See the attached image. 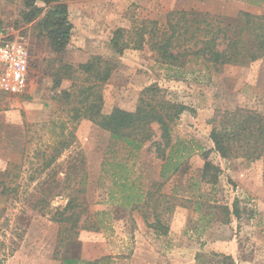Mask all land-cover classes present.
<instances>
[{"label": "rangeland", "instance_id": "374dc122", "mask_svg": "<svg viewBox=\"0 0 264 264\" xmlns=\"http://www.w3.org/2000/svg\"><path fill=\"white\" fill-rule=\"evenodd\" d=\"M62 1L71 37L67 50L55 53L40 26L49 7L25 23L24 0H0V29L21 37L31 51L27 90L0 94V264H61L69 253L92 260L102 254L101 258H110L109 264H159V256L175 248L193 245L203 251L209 243L214 248L216 240L226 244L227 251L197 252L196 264H264V155L256 160L240 155L222 158L210 138L214 129L227 125L224 112L241 110L264 118V56L242 65H214L188 55L171 64L160 60L146 43L134 49L135 39L120 52L110 43L118 28L130 32L124 40L138 29H152V22L159 32L167 31L171 12L200 14L186 16L187 24L199 30L183 48L198 49L200 44L194 42L205 40L206 32L217 26L227 36L240 33L247 43L251 29H242L239 14L264 18V1L257 5L246 0ZM93 57L115 64L101 85L104 112L114 107L133 111L141 91L150 86L182 108L172 123L171 145L185 141L192 151L177 174L166 180L159 176L163 161L151 145L159 138L157 125H152L153 140L134 154L88 120L70 121L72 103L65 102L61 92L70 91L73 81L65 76L71 72L81 84L85 76L75 70ZM59 76L62 81L55 87ZM61 140L69 147L61 150ZM208 150L207 161L219 169L215 183L202 176L205 161L200 153ZM112 159L134 166V178L154 194L148 207L129 211L110 200V175L102 164ZM71 197L77 209H84L75 233L68 230L70 224L53 220ZM154 212L168 227L165 234L148 228ZM206 220L211 221L206 225Z\"/></svg>", "mask_w": 264, "mask_h": 264}, {"label": "trees", "instance_id": "16d2710c", "mask_svg": "<svg viewBox=\"0 0 264 264\" xmlns=\"http://www.w3.org/2000/svg\"><path fill=\"white\" fill-rule=\"evenodd\" d=\"M251 4H259L264 0H246ZM37 3H42L43 7H38ZM25 10L22 11V20L25 23H31L44 10L47 11L44 19L40 23L41 28L48 39L50 49L55 53H62L67 50L72 28L68 20L67 6L62 0H24ZM200 14L195 12H171L167 17L168 29L161 31L155 29V22H152L150 30L146 28L138 29L125 39L126 34L130 32L118 28L114 31L110 43L120 52L128 47L134 40V49H141L146 43L153 50L158 58L166 63L176 64L185 59L188 55L194 58H203L206 62L214 65L225 64H245L247 61H256L264 56V18L255 17L249 13H240L238 21L242 24V29L251 31L252 38L250 42L245 43L240 33L226 35L227 31L219 26L211 27L206 32L205 40H196L193 45L200 44L198 49L188 46L183 48L187 42L195 39V30L190 24H187L186 16H195ZM183 21L184 24L181 25ZM174 22V23H173ZM192 22H197L192 18ZM205 22V19L202 20ZM209 25V24H208ZM2 30V29H0ZM228 30V29H227ZM240 31V30H239ZM190 34V35H189ZM189 35V38H187ZM223 35L220 42L216 40ZM234 35V36H233ZM183 40V44H180ZM223 44L222 48H219ZM253 46V47H251ZM255 46V47H254ZM115 64L100 57H93L86 63L78 65L75 72H80L85 78L81 84L76 83L77 78H73L72 73L66 75V79L72 80V89L64 90L61 96L65 102H71L69 109L70 121L77 123L81 119H86L98 128L107 131L113 143H121L128 147L131 153H138L141 148L154 138L152 125L159 126L158 141L151 142L155 147V153L163 164L160 168V178L166 180L175 175L180 170L185 159L191 156V145H186L185 141H178L171 145V129L174 119L182 111V108L159 96V90L156 86L144 88L138 98L137 105L133 111H127L122 108L114 107L110 111H103V98L101 94V85L105 83L114 71ZM62 77V76H61ZM60 76L55 78L54 86L59 87L62 81ZM223 118L228 120L227 125H222L221 129L211 132L210 138L214 144V149L222 158L237 157V155L249 160L259 159L264 155V118L253 115L250 112L238 110L236 112H224ZM61 150L69 147L68 142L61 140L59 142ZM199 150L201 146L196 145ZM169 152L166 154V149ZM61 151H55L60 154ZM208 151L200 153L203 158V179L207 183H215L219 169L207 161ZM55 154L44 165L48 169L54 162ZM110 175L111 188L109 197L118 207L125 210H138L148 207L154 194L144 191L139 183V177L134 178V166L129 165L127 161L112 159L102 164V169ZM73 168L75 166L73 165ZM74 198H69L67 204L61 210H56V219L54 221L70 224L69 231L78 228L79 219L83 208H76ZM78 210V211H77ZM86 211V209H85ZM226 211V210H225ZM233 214L238 217V211ZM154 222L148 224V228L155 232L161 231L165 234L167 226L161 223L159 215L153 213ZM205 217H203V220ZM211 220H206V225ZM63 240V239H59ZM230 256H227L229 258ZM110 258H100L97 260H83L80 255L75 256L72 253L65 255L61 259V264H109Z\"/></svg>", "mask_w": 264, "mask_h": 264}, {"label": "built area", "instance_id": "2783aa9c", "mask_svg": "<svg viewBox=\"0 0 264 264\" xmlns=\"http://www.w3.org/2000/svg\"><path fill=\"white\" fill-rule=\"evenodd\" d=\"M31 51L21 37L0 30V94L20 95L28 87Z\"/></svg>", "mask_w": 264, "mask_h": 264}, {"label": "crops", "instance_id": "0c3cea01", "mask_svg": "<svg viewBox=\"0 0 264 264\" xmlns=\"http://www.w3.org/2000/svg\"><path fill=\"white\" fill-rule=\"evenodd\" d=\"M209 244H208V246H209ZM216 244L217 245L214 246V248H212V246L210 245L209 248L207 246L205 249H203V251L205 252V251L213 250L215 252H222V253L227 251L226 244L223 245L218 240H216ZM201 251L202 250L198 249L197 247H194L193 245L181 246L179 248H175V250H173L169 254H167L165 256L166 258L159 256L160 259L158 260V263L159 264H196L195 263V254L197 252H201ZM228 251H230V248H229ZM228 255L233 256L234 252L233 253L230 252V254H228ZM101 256H102V254L100 255V258H101ZM191 256H192V259L190 260ZM100 258H96V259H100ZM135 258H137L136 254H135ZM81 259H83V260H87L88 259L90 261L95 260V258L93 260L90 259V258H86V259L85 258H81ZM133 262H134V258H133ZM243 264H251V263L250 262H244Z\"/></svg>", "mask_w": 264, "mask_h": 264}]
</instances>
